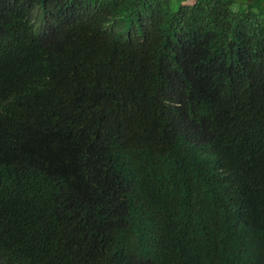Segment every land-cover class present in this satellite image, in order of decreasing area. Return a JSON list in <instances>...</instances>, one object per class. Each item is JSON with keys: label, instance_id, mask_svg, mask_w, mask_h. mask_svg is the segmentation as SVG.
I'll use <instances>...</instances> for the list:
<instances>
[{"label": "trees", "instance_id": "trees-1", "mask_svg": "<svg viewBox=\"0 0 264 264\" xmlns=\"http://www.w3.org/2000/svg\"><path fill=\"white\" fill-rule=\"evenodd\" d=\"M174 1L0 0V264H264V8Z\"/></svg>", "mask_w": 264, "mask_h": 264}, {"label": "clouds", "instance_id": "clouds-1", "mask_svg": "<svg viewBox=\"0 0 264 264\" xmlns=\"http://www.w3.org/2000/svg\"><path fill=\"white\" fill-rule=\"evenodd\" d=\"M216 204H217L219 207H223V208H225V209L228 208L229 211H232V212L237 211V209H238V207H239L238 199H237V197H236L234 194H233V196L228 197V198H226L224 195L221 196V197L217 200ZM154 231H156V230H150V231H148V232H154ZM249 246H250V247L253 246V241H252V240L250 241V243H248V244L246 245V249H248Z\"/></svg>", "mask_w": 264, "mask_h": 264}, {"label": "rangeland", "instance_id": "rangeland-1", "mask_svg": "<svg viewBox=\"0 0 264 264\" xmlns=\"http://www.w3.org/2000/svg\"><path fill=\"white\" fill-rule=\"evenodd\" d=\"M233 1H234L236 6H242V5L247 4V2H250L251 0H233ZM254 3H257L256 4L257 6H253V10L255 12L261 13V10H262L261 7L264 8V0H262V2H260V3L258 2V0H254ZM171 5H172V9H176V5H175L174 0H173V3Z\"/></svg>", "mask_w": 264, "mask_h": 264}]
</instances>
